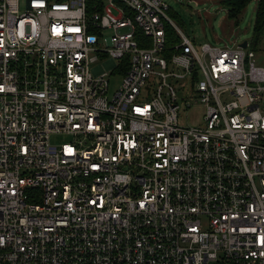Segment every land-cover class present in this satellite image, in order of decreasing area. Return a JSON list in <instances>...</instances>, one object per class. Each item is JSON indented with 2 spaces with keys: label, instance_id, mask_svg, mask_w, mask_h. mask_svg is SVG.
<instances>
[{
  "label": "built area",
  "instance_id": "obj_1",
  "mask_svg": "<svg viewBox=\"0 0 264 264\" xmlns=\"http://www.w3.org/2000/svg\"><path fill=\"white\" fill-rule=\"evenodd\" d=\"M168 1L0 0V264H264V68Z\"/></svg>",
  "mask_w": 264,
  "mask_h": 264
},
{
  "label": "rangeland",
  "instance_id": "obj_2",
  "mask_svg": "<svg viewBox=\"0 0 264 264\" xmlns=\"http://www.w3.org/2000/svg\"><path fill=\"white\" fill-rule=\"evenodd\" d=\"M231 0H169L171 11L169 16L176 26L186 34L196 45L204 42L218 44H239L247 41L249 47H254L255 64L264 68V31L260 41L253 46L252 29L255 15L256 0H251L242 10L238 18L228 19L227 11L223 7ZM109 38L110 31L104 32ZM116 77H112L110 92L116 85ZM264 113V99L259 102ZM202 109L200 107L180 113L184 122H197L200 120ZM50 142L60 144L67 140L63 135H50Z\"/></svg>",
  "mask_w": 264,
  "mask_h": 264
},
{
  "label": "trees",
  "instance_id": "obj_3",
  "mask_svg": "<svg viewBox=\"0 0 264 264\" xmlns=\"http://www.w3.org/2000/svg\"><path fill=\"white\" fill-rule=\"evenodd\" d=\"M251 0H231L227 2L225 6H223L227 11L228 19L238 18L244 7L250 2ZM257 4L255 7V15H254V22H253V29H252V43L255 46L262 36L264 31V0H256ZM167 33L169 36L170 42H174L178 39L177 34L175 33L174 29L171 27H167ZM253 51L255 50L254 47H250Z\"/></svg>",
  "mask_w": 264,
  "mask_h": 264
},
{
  "label": "water",
  "instance_id": "obj_4",
  "mask_svg": "<svg viewBox=\"0 0 264 264\" xmlns=\"http://www.w3.org/2000/svg\"><path fill=\"white\" fill-rule=\"evenodd\" d=\"M242 48H245L247 46V41H243L239 44Z\"/></svg>",
  "mask_w": 264,
  "mask_h": 264
}]
</instances>
